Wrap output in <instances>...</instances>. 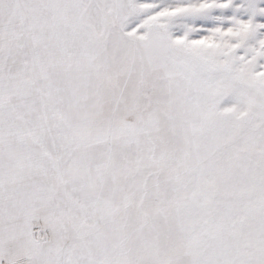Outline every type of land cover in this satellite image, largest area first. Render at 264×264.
Returning a JSON list of instances; mask_svg holds the SVG:
<instances>
[{"label":"snow or ice","instance_id":"snow-or-ice-1","mask_svg":"<svg viewBox=\"0 0 264 264\" xmlns=\"http://www.w3.org/2000/svg\"><path fill=\"white\" fill-rule=\"evenodd\" d=\"M0 264H264V0H0Z\"/></svg>","mask_w":264,"mask_h":264}]
</instances>
